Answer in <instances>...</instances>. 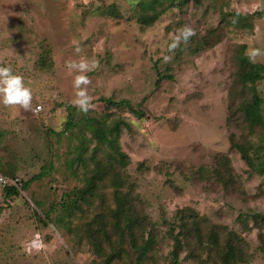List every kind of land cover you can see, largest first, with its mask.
I'll return each instance as SVG.
<instances>
[{"label":"rangeland","instance_id":"1","mask_svg":"<svg viewBox=\"0 0 264 264\" xmlns=\"http://www.w3.org/2000/svg\"><path fill=\"white\" fill-rule=\"evenodd\" d=\"M136 1L0 0V65L22 76L33 94L32 110L0 105V168L22 181L45 171L18 196L4 199L0 184V264L101 262L86 239L79 241L75 234L91 210L85 206L84 213L69 216L61 207L66 194L84 186L87 174L82 163L71 159L77 138L69 140V131L60 137L54 133L64 129L67 106L72 105L76 91L73 79L79 73L70 71L67 64L81 59L98 64L86 73L91 81L87 86L93 105L90 115L113 111L100 97L127 98L143 110L142 117L126 108L115 113L129 125L122 127L118 139L119 151L125 155L124 171L160 232L157 262L144 264H169L172 239L165 230L185 207L236 232L234 241L242 251L241 262L235 264H264V226L251 218L255 212L264 215V173L251 171L240 154L230 149V133L235 138L244 134L256 146L252 157L263 156L264 132L260 127L249 131L236 125L228 109L231 95L240 94L235 81L238 47L244 44L251 60L264 62V0H188L183 11H168L148 26L135 17ZM110 7L121 16L111 17ZM225 13L231 15L223 20ZM233 13L252 16V26H235ZM185 26L194 30L195 38L216 28L222 39L178 56L176 50L169 51V45ZM188 44L192 42L184 43ZM254 52L259 55L253 56ZM165 56L170 59L165 61ZM155 66L173 79L156 85ZM255 86L264 98V79ZM84 134L90 136L88 131ZM93 142L86 140V152L93 151ZM101 152L97 149L99 157ZM218 154L230 157L244 194L225 190L214 180L211 173L220 165V158L215 161ZM74 169L75 174L70 172ZM105 192V205L114 206L111 189ZM99 194L100 190L90 199L96 212L103 205ZM49 208L52 222L43 225L37 216ZM36 233L46 247L29 255L24 244ZM187 250H181L179 258L183 264H195L186 257ZM128 256L127 264H135L137 254L129 251Z\"/></svg>","mask_w":264,"mask_h":264},{"label":"trees","instance_id":"2","mask_svg":"<svg viewBox=\"0 0 264 264\" xmlns=\"http://www.w3.org/2000/svg\"><path fill=\"white\" fill-rule=\"evenodd\" d=\"M188 0H137L134 5V14L138 22L142 25H152L160 15L178 9L184 10ZM111 17H119L121 14L110 7L107 10ZM222 16L226 20L227 15ZM252 16L249 14L233 13V23L235 26L246 28L252 26ZM229 24V23H228ZM170 29L169 27H166ZM222 39V34H217L216 28L209 29L207 35L202 38H195L192 35L189 40L192 44L184 45L181 42L176 48L177 55H182L185 50L190 53H196L205 47H211ZM194 41V42H193ZM236 57V85L239 86L240 94H232L228 104L229 114L236 125L244 126L249 131L260 127L264 132V98L257 93V82L264 79V62H255L245 53V45L242 44L235 51ZM43 65V63H42ZM42 67V66H41ZM156 85L163 80H172L173 75L162 73L157 66ZM235 86V87H237ZM249 93V95H247ZM100 100L107 104L108 109L113 111L104 114L90 115L84 114L78 108L69 104L68 121L63 130L54 131L58 137L69 131V140L76 137L77 147L73 148L74 155L72 161H78L83 164L85 169V184L80 189H73L66 194L67 201L61 205L63 210L69 216L85 212V208L91 210L88 221L75 231L76 239L82 241L86 239L89 247L97 256H101V262L98 264H127L130 262L129 251L137 254L135 264H144L145 261L156 263L155 247L159 244L160 235L158 226L152 220L145 210V205L138 197L135 191V183L131 176L124 169V153L119 151L118 139L122 127H129L127 121L115 113L116 109L126 108L137 117H142L143 110L136 108L127 98L100 97ZM145 98H143V101ZM34 108V107H33ZM78 127L76 134H72V129ZM88 131L90 136H85ZM230 149L240 154L251 171L264 173V155L252 157L251 153L256 152V146L250 142L244 134L234 137L230 133ZM86 140L92 144L93 151L86 152ZM79 147V149H78ZM97 149L101 152L98 156ZM220 158L219 167H213L212 175L216 182L222 184L223 189L232 188L235 191L244 194L242 182L233 172L231 159L226 154H218L215 161ZM255 160H257L255 162ZM142 165V163L140 164ZM259 165V166H258ZM69 167V166H68ZM70 168V167H69ZM73 174L76 170H71ZM0 173L2 170L0 168ZM45 171L33 174L26 180H20V186L5 184L3 186L4 199L12 196H18L21 190H27L30 183L35 179L41 178ZM7 177H17L15 175L0 174ZM108 188L111 189L110 200L114 206L109 203ZM100 190V200L102 202L101 210L96 212L92 210L90 199L92 195ZM74 196L73 198L71 197ZM35 202V201H34ZM108 202V201H107ZM35 206L40 208V203L35 202ZM140 205V206H139ZM86 206V207H85ZM85 207V208H84ZM103 208V209H102ZM52 208L41 211L42 216L37 219L43 225L52 222L50 213ZM37 214V210H33ZM91 217V218H90ZM178 220L175 219L165 230V235L172 239L171 249L168 251L167 259L169 264H183L179 258V253L187 247L186 257L192 259L195 264H235L241 262L238 256H241L242 248L234 241L236 232L232 229H225L220 224L209 222L207 217L199 215L191 208H181L177 211ZM254 222L264 226V215L255 212L251 215ZM68 223V222H66ZM69 231L72 229L69 227ZM223 233V235H222ZM115 236V237H113ZM225 241V242H224ZM238 245V246H237ZM106 246L108 249H106ZM239 247V248H238ZM130 248V249H129ZM151 253V257L148 254ZM244 256V255H243Z\"/></svg>","mask_w":264,"mask_h":264},{"label":"clouds","instance_id":"3","mask_svg":"<svg viewBox=\"0 0 264 264\" xmlns=\"http://www.w3.org/2000/svg\"><path fill=\"white\" fill-rule=\"evenodd\" d=\"M194 30L185 26L179 31L173 42L169 45V51H175L181 42L187 43L189 38L194 35ZM79 51V48L76 49ZM259 55L254 52L253 56ZM165 61L169 60V56H165ZM67 67L70 71H76L79 74L74 76L73 88L76 90L72 105L81 112L87 113L92 105V98L87 92V86L91 81L86 75L87 72L95 70L98 64L95 61L81 59L79 61H69ZM33 94L31 89L26 86L22 76L15 74L10 66L0 65V105L5 107L17 106L24 110H32ZM46 247L43 238L39 233L25 242L24 250L29 255L34 252L39 253Z\"/></svg>","mask_w":264,"mask_h":264},{"label":"built area","instance_id":"4","mask_svg":"<svg viewBox=\"0 0 264 264\" xmlns=\"http://www.w3.org/2000/svg\"><path fill=\"white\" fill-rule=\"evenodd\" d=\"M39 108H40L39 105H37L34 108V111L35 112H38ZM0 183L2 185H5V184H13V185H16L17 187L20 186V181H19V178L18 177L11 178V177H7V176L0 175Z\"/></svg>","mask_w":264,"mask_h":264},{"label":"bare ground","instance_id":"5","mask_svg":"<svg viewBox=\"0 0 264 264\" xmlns=\"http://www.w3.org/2000/svg\"><path fill=\"white\" fill-rule=\"evenodd\" d=\"M14 139V138H13Z\"/></svg>","mask_w":264,"mask_h":264}]
</instances>
